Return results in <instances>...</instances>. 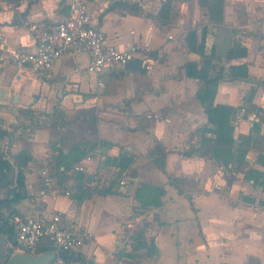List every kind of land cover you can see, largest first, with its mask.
<instances>
[{
  "label": "crops",
  "instance_id": "obj_1",
  "mask_svg": "<svg viewBox=\"0 0 264 264\" xmlns=\"http://www.w3.org/2000/svg\"><path fill=\"white\" fill-rule=\"evenodd\" d=\"M162 1L90 4L111 44L145 48L135 59L140 67L97 74L88 70L89 52L72 48L55 63L54 78L44 80L0 60L5 130L0 143L17 156L23 172V197L12 204L14 212L31 213V198L39 196L47 168L63 178L71 194L46 196L42 211L59 214L64 227L83 228L92 236L68 252L67 264H128L117 257L119 251L132 252V264H264V189L259 177L248 175L256 169L264 176L259 159L264 155V0H225L222 25L210 20L199 0H174L168 26L150 16ZM69 2L0 0V55L1 48L34 50L32 24L64 20ZM129 4L142 12L134 13ZM203 27L206 53L217 56L211 69L220 77L215 102L241 107L233 120L234 149L245 156L228 165L197 151L201 128L209 123L196 97L202 83L185 69L188 62L201 66L202 59L185 36L193 28L200 35ZM235 40L248 48L246 57H226ZM145 58L152 60L150 68ZM241 63L248 64L249 77L232 78L229 66ZM251 89L257 93L245 101ZM101 147L105 152H98ZM23 151L30 155L26 163ZM121 155L133 160L120 174L109 161ZM78 164L84 171L74 169ZM78 174H85L89 197L75 196ZM138 230L155 253L147 247L132 250ZM50 250L60 255L49 239L37 248Z\"/></svg>",
  "mask_w": 264,
  "mask_h": 264
},
{
  "label": "built area",
  "instance_id": "obj_2",
  "mask_svg": "<svg viewBox=\"0 0 264 264\" xmlns=\"http://www.w3.org/2000/svg\"><path fill=\"white\" fill-rule=\"evenodd\" d=\"M92 1L101 0H70L68 16L55 24L36 22L31 29L35 40V49L1 48V61L11 62L21 69L29 70L40 79L51 80L55 76V63L69 49H85L90 54L88 70L97 74L127 64L138 58L145 48L133 44L126 49H120L108 41L105 32L98 27V20L90 8ZM119 2L122 0H109ZM8 8L12 4L8 3ZM151 59L145 58V67L150 68ZM102 84L103 82H99ZM77 171H84L83 165H75ZM42 187L38 197L31 198L32 211L29 214L14 213L8 218L15 232L14 250L36 254L39 244L49 239L58 253H68L81 248L91 233L83 228L69 229L61 223V216H48L42 211L41 199L61 193L71 194V190L60 184L57 176L47 168L42 170ZM97 180L94 178L93 182ZM123 183V182H121ZM87 185L85 184L84 187ZM50 264H67L64 258L57 255Z\"/></svg>",
  "mask_w": 264,
  "mask_h": 264
},
{
  "label": "trees",
  "instance_id": "obj_3",
  "mask_svg": "<svg viewBox=\"0 0 264 264\" xmlns=\"http://www.w3.org/2000/svg\"><path fill=\"white\" fill-rule=\"evenodd\" d=\"M174 0H163L161 6L156 14L150 15L155 18L161 26H168L172 20V8ZM199 3L208 8L210 20L216 25H222L224 23V5L225 0H199ZM127 7L134 13H141L142 10L135 4H129ZM206 34L207 28L203 27L201 29V34L198 35L197 29H190L185 36L187 45L191 51L197 52L201 59L202 65L199 66L195 62H188L185 64L186 73L188 76L197 78L201 81V86L197 90L196 97L200 100L203 110L207 114L208 125L201 128V146L197 149L201 155L210 154L212 155L219 163L228 165L233 161H239L244 158L245 151L242 149H234V130L235 126L233 124L234 116L237 114L241 107H234L229 104L216 103L215 97L218 90V85L220 82L219 76H212L211 69L214 68L213 58H217L215 53H206ZM248 48L240 43L239 41H234L232 46L226 53L228 59H236L246 57L248 55ZM230 76L234 79H242L249 77V66L247 63L241 64H231L229 66ZM256 90L251 89L245 96V101H252L255 97ZM214 125V127H212ZM254 129L257 128V124L254 125ZM5 130L0 127V137L4 135ZM211 135H207V133ZM242 137V136H241ZM242 142V141H241ZM80 150V155L85 154V150ZM22 156V162L26 163L30 160V155H27L26 152L20 154ZM163 157V156H162ZM161 157V160H163ZM59 158V157H58ZM260 161L264 164V155L259 156ZM133 158L127 155H121L117 158L110 160L109 162L120 168L121 172L126 169ZM0 158V165L1 163ZM4 163V162H3ZM61 165L66 163L60 161ZM162 163V161H161ZM5 165V164H4ZM64 171L62 170L61 173ZM19 179L23 181V172L20 170ZM248 175L255 177L264 189V176L263 173L259 170L253 169L248 172ZM85 174L77 175V185L75 196L79 198L89 197L92 194V190L89 187H84L86 182L84 179ZM89 178V176H87ZM63 181L61 177L59 179L60 184ZM113 184L109 185V192L112 190ZM160 194L164 193L163 187L156 188ZM106 192V191H105ZM19 196L17 200L22 198ZM159 203V200L156 201ZM14 201L11 199L0 198V232L4 234L10 241L15 242V232L12 225L9 224L8 218L16 213L14 212L13 204ZM6 208L8 214L6 218L3 216L2 209ZM148 248V252L153 254L156 252V247L154 244L147 245L145 241L144 231L138 230L134 233V242L132 250L138 252L142 248ZM40 251H37L39 253ZM69 253H60V256L64 259H68ZM132 252L119 251L117 257L125 261L128 264H132V261L129 259L132 257Z\"/></svg>",
  "mask_w": 264,
  "mask_h": 264
},
{
  "label": "water",
  "instance_id": "obj_4",
  "mask_svg": "<svg viewBox=\"0 0 264 264\" xmlns=\"http://www.w3.org/2000/svg\"><path fill=\"white\" fill-rule=\"evenodd\" d=\"M139 60H132L127 64L128 68L134 69L140 67ZM18 100V97H15ZM12 111L15 113L17 107H13ZM214 127V125H213ZM106 147H101L98 152H105ZM16 170L19 169L16 167ZM15 242L10 241L4 234L0 232V264H50L57 258V253L54 250L29 254L21 250H14Z\"/></svg>",
  "mask_w": 264,
  "mask_h": 264
},
{
  "label": "flooded vegetation",
  "instance_id": "obj_5",
  "mask_svg": "<svg viewBox=\"0 0 264 264\" xmlns=\"http://www.w3.org/2000/svg\"><path fill=\"white\" fill-rule=\"evenodd\" d=\"M17 156H15L14 154H12L9 150V148L4 147L3 148V154L1 157V165H0V172H9L10 170H12V172H14V174L12 175V180L6 185V193L5 195H2L0 198L3 199H11L14 202L17 201V198L19 196H23V183L22 180L19 179V171L16 170L17 166ZM4 162V163H3ZM5 164V165H4ZM19 169V168H18ZM0 178H1V173H0Z\"/></svg>",
  "mask_w": 264,
  "mask_h": 264
},
{
  "label": "rangeland",
  "instance_id": "obj_6",
  "mask_svg": "<svg viewBox=\"0 0 264 264\" xmlns=\"http://www.w3.org/2000/svg\"><path fill=\"white\" fill-rule=\"evenodd\" d=\"M203 7H205V6H203ZM4 146H5L4 143H0V158L2 157ZM0 173H1V178H0V197H1L2 195H5V193H6V190H5L6 185L12 180V175L14 174V172H12V170H10L7 173L6 172H0ZM7 214H8L7 210L3 211V216L5 218H6Z\"/></svg>",
  "mask_w": 264,
  "mask_h": 264
}]
</instances>
